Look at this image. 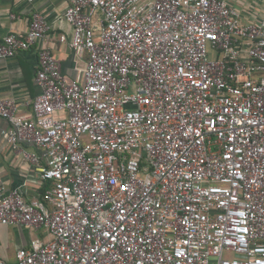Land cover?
<instances>
[{
  "label": "built area",
  "instance_id": "1",
  "mask_svg": "<svg viewBox=\"0 0 264 264\" xmlns=\"http://www.w3.org/2000/svg\"><path fill=\"white\" fill-rule=\"evenodd\" d=\"M65 18L82 81L60 72L40 12L0 42V58L42 44L32 113L0 99V117L54 183L43 200L0 189V222L51 235L13 264H264V9L68 0Z\"/></svg>",
  "mask_w": 264,
  "mask_h": 264
},
{
  "label": "crops",
  "instance_id": "2",
  "mask_svg": "<svg viewBox=\"0 0 264 264\" xmlns=\"http://www.w3.org/2000/svg\"><path fill=\"white\" fill-rule=\"evenodd\" d=\"M228 1L249 21L260 18L264 9V0L256 2L257 8L252 0ZM67 7L68 0H0V42L10 34L25 36L34 12H40L50 25L45 43L50 47L60 72L68 80H84L88 55L79 56L71 46L73 29L65 18ZM41 46L37 43L14 57L0 58V99L14 100L21 114L32 113L31 103L40 93L36 73ZM9 129L10 123L0 117V189L9 192L20 188L26 200H43L45 192L54 185L52 180L43 179L39 170L47 162L44 149L28 142H21L19 150L13 149L5 136ZM22 150L35 155L37 163L27 158ZM50 238L46 228L0 222V260L13 264L20 248L46 243Z\"/></svg>",
  "mask_w": 264,
  "mask_h": 264
},
{
  "label": "rangeland",
  "instance_id": "3",
  "mask_svg": "<svg viewBox=\"0 0 264 264\" xmlns=\"http://www.w3.org/2000/svg\"><path fill=\"white\" fill-rule=\"evenodd\" d=\"M233 256V255H232Z\"/></svg>",
  "mask_w": 264,
  "mask_h": 264
}]
</instances>
